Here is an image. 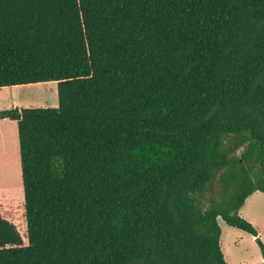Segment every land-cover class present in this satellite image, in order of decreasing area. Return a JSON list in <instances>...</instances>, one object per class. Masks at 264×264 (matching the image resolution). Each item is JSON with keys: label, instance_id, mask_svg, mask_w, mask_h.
<instances>
[{"label": "trees", "instance_id": "1", "mask_svg": "<svg viewBox=\"0 0 264 264\" xmlns=\"http://www.w3.org/2000/svg\"><path fill=\"white\" fill-rule=\"evenodd\" d=\"M48 82L0 111L28 240L0 214V264H227L219 219L264 258V0H0V90Z\"/></svg>", "mask_w": 264, "mask_h": 264}, {"label": "rangeland", "instance_id": "2", "mask_svg": "<svg viewBox=\"0 0 264 264\" xmlns=\"http://www.w3.org/2000/svg\"><path fill=\"white\" fill-rule=\"evenodd\" d=\"M14 101L25 108H56L58 107L57 83L48 82L38 85L9 87L0 90V111L12 109ZM11 126L0 124V214L15 224L23 238L24 245L27 246L25 197L22 184V171L19 168V163L21 162L19 142L17 140V134L15 136V130ZM241 153L242 150H239L237 153L238 156ZM215 187L218 189V183L215 184ZM206 196L207 199L210 198V192ZM11 203H14V205ZM250 208L252 210H249L248 216H254L256 220L259 218L258 225L262 231L263 237L261 235V240L264 243V206L263 209L262 207L260 208L262 210L261 213L259 212L260 216L257 213L255 214L256 209L254 210L253 207ZM219 224L222 229L221 239L223 241V247L221 245V248L222 251L224 249L223 254L226 262V255L229 258L228 260L231 259L235 263L248 260L249 256H253L254 260L251 264H261L264 258L253 236L228 226L222 219H219ZM254 227L256 226L254 225ZM234 240L240 242L246 248L249 256L241 253L243 249L236 250L238 247L235 246Z\"/></svg>", "mask_w": 264, "mask_h": 264}, {"label": "crops", "instance_id": "3", "mask_svg": "<svg viewBox=\"0 0 264 264\" xmlns=\"http://www.w3.org/2000/svg\"><path fill=\"white\" fill-rule=\"evenodd\" d=\"M13 108L14 107H18V108H25L21 105H19L16 101H14L13 103ZM33 108V107H32ZM0 124L1 125H6V126H9V125H12L11 127L15 130V136L17 134V140H18V128H17V123L15 121H11V120H0ZM19 142V141H18ZM19 168H20V171L21 170V162L19 163ZM22 175V173H21ZM250 203V205H249ZM249 205L248 209L245 211V209L247 208V206ZM263 206H264V193L262 192H256L254 193L253 195H251L245 202L244 206L242 207V209L240 210V214L242 217H244L245 219H247L249 222H251L253 225H255L257 227V230H258V233H259V237L261 239V235L263 237V234H262V231L261 229L259 228V225H258V222H259V218L258 220L254 219V216L253 217H250L248 216L249 214V210H252V208L250 207H253L254 210L256 211L255 214L257 213L259 215V212L261 213L262 210H260V208L262 207L263 209ZM245 211V213H244ZM264 211V210H263ZM248 212V213H247ZM252 216V215H251ZM260 216V215H259ZM239 230V229H238ZM241 231V230H240ZM244 232V231H243ZM246 233V232H245ZM241 235H243L242 233H240ZM248 234V233H247ZM250 235V234H249ZM222 236V235H221ZM254 238V237H253ZM255 239V238H254ZM221 241V245L223 247V241L222 239L220 240ZM235 241V242H234ZM234 244L236 247H238L236 250H239V249H243L241 253H245L246 255H248L247 253V250L244 246H242V244H240V242H236V240H234ZM224 251V249H223ZM226 255V253H225ZM249 256V255H248ZM226 258H227V264H251L253 263V260H254V257L253 256H249V259L248 260H245V261H242V262H233V260L231 261L228 260L229 258L227 257L226 255ZM261 263H264V259L261 261Z\"/></svg>", "mask_w": 264, "mask_h": 264}]
</instances>
